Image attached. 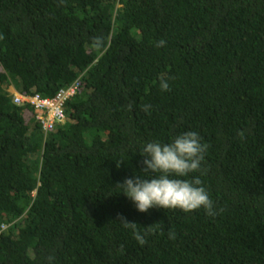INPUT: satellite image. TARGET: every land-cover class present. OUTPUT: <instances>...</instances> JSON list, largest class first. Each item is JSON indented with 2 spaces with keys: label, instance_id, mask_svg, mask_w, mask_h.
<instances>
[{
  "label": "trees",
  "instance_id": "obj_1",
  "mask_svg": "<svg viewBox=\"0 0 264 264\" xmlns=\"http://www.w3.org/2000/svg\"><path fill=\"white\" fill-rule=\"evenodd\" d=\"M74 82L48 130L15 100ZM188 130L215 214L138 212L116 184ZM0 264H264V0H0Z\"/></svg>",
  "mask_w": 264,
  "mask_h": 264
},
{
  "label": "clouds",
  "instance_id": "obj_2",
  "mask_svg": "<svg viewBox=\"0 0 264 264\" xmlns=\"http://www.w3.org/2000/svg\"><path fill=\"white\" fill-rule=\"evenodd\" d=\"M163 43L161 40L158 45ZM160 88L168 90V82L161 80ZM148 107L145 105V111ZM35 120L40 121L37 112ZM206 149L207 145L201 142L199 133L192 130L179 133L167 142L156 139L144 142L139 150L143 158L142 169L117 183L120 188L117 193L128 198L141 213L151 208L179 209L185 213L203 209L206 214L214 215V202L200 176L194 175L201 169ZM120 222L125 228L133 230L134 238L140 245L146 242L141 232L136 230L135 222L123 217ZM168 238L174 239L175 232L169 230Z\"/></svg>",
  "mask_w": 264,
  "mask_h": 264
},
{
  "label": "built area",
  "instance_id": "obj_3",
  "mask_svg": "<svg viewBox=\"0 0 264 264\" xmlns=\"http://www.w3.org/2000/svg\"><path fill=\"white\" fill-rule=\"evenodd\" d=\"M78 87V82L63 87L53 99L36 94L16 95L15 100L19 104H27L26 106L34 108L37 112V119L41 121L44 129L48 130L64 120V104L68 97L76 93Z\"/></svg>",
  "mask_w": 264,
  "mask_h": 264
}]
</instances>
